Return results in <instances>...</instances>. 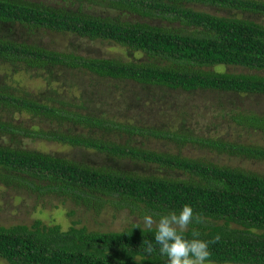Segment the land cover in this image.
Returning <instances> with one entry per match:
<instances>
[{"label": "trees", "instance_id": "16d2710c", "mask_svg": "<svg viewBox=\"0 0 264 264\" xmlns=\"http://www.w3.org/2000/svg\"><path fill=\"white\" fill-rule=\"evenodd\" d=\"M199 5L226 13L201 11ZM249 15L264 18V0H0V70L6 69L0 76V190L18 191L22 200L68 201L92 216L112 210L159 220L189 205L207 219L190 225L185 237L193 238V228L202 240L221 237L209 245L213 264H264V175L180 152L149 150L134 138L260 161L264 146L197 133L202 130L191 129L189 119L173 121L169 116L166 126L96 114L91 109L101 104L91 97L96 90L86 91L84 84L67 78L92 75L134 86L135 98H128L120 84L114 87L128 99V107L130 102H149L142 92L156 101L159 90L263 96L264 75L217 69L264 71V22ZM41 31L69 34L87 44L108 42L123 54L91 57L48 48L39 44ZM24 32L33 41L25 40L29 37ZM19 72L46 82L40 96L12 83ZM69 85L80 88L87 104L61 94ZM218 106L224 119L264 133V114L238 110L231 102ZM25 140L81 150V158L30 149ZM88 153L122 164H93ZM3 203L0 198V211ZM78 224L64 229L38 219L31 225L0 227V259L6 264H167L155 245V227L149 232L133 224L123 231L101 232ZM144 241L155 246L151 255Z\"/></svg>", "mask_w": 264, "mask_h": 264}, {"label": "rangeland", "instance_id": "374dc122", "mask_svg": "<svg viewBox=\"0 0 264 264\" xmlns=\"http://www.w3.org/2000/svg\"><path fill=\"white\" fill-rule=\"evenodd\" d=\"M198 10L212 12L213 14L224 15L226 12H216L212 7L203 5L196 6ZM250 16V17H249ZM249 18L255 19L258 22H264L263 17L249 15ZM246 17V16H245ZM8 31V30H6ZM19 32L16 31L18 36ZM22 34V33H21ZM20 34V35H21ZM24 37L27 41H33L31 35H27L24 32ZM19 35V36H20ZM39 44L48 48L56 50H74L82 55L89 54V56L97 57H113L123 54V50L108 42H96L95 44H87L86 41L77 40L75 37L69 34H62L56 32L41 31L39 34ZM220 71H227L232 74H260L264 75V71H250L246 68L239 66H223L217 67ZM5 68L0 70V76L3 77ZM75 73V72H74ZM69 82L75 84H84L86 91H94V95L100 100L101 104L96 102L91 108L96 114H105L106 116H112L113 114L118 116H124L125 118H134V120L147 121L149 124H165L169 125V119L172 117L173 121L188 120L187 125L193 129H201L202 131H195L197 133L206 134L211 137H221L229 142H240L244 144H259L264 146V133L254 132L242 129L236 126L230 120L223 118V113L218 110L221 103L228 104L231 102L233 106L238 110L254 111L257 114H264V95L263 96H228L224 95L220 97L216 93L211 92H198V93H183V92H170V91H156L158 96L156 101L152 100V97L144 94V101L140 104H134L130 102V106L125 105V99L119 94V87L114 88L116 84H120L122 91L129 98L134 97V86H127V83L123 81L110 82L109 80L101 81L97 77L92 75L86 76H68ZM63 80H59L62 83ZM92 81L98 84L97 89H92ZM17 82L21 88L40 96V93L46 88V82L39 77H36L34 73L22 74L17 73L13 75L12 83ZM68 82V83H69ZM72 85L68 86V89L61 91V94L69 96L76 100L80 97L78 90L75 86L72 89ZM121 91V93H122ZM81 98V97H80ZM86 98V97H85ZM81 98L85 104L88 99ZM125 100V101H124ZM89 105V104H88ZM92 106V105H90ZM88 106L84 108L87 109ZM89 111V110H86ZM170 116V117H169ZM172 123V122H171ZM196 126V127H195ZM135 142L140 146L155 151H170L173 153L180 152L182 155L192 159H204L205 161H211L219 165H228L231 167H238L245 169L246 171L258 173L264 175V161L260 160H247L242 158H235L226 154H212L206 151H202L200 148L191 146L178 147L173 143H167L163 140H156L153 138H134ZM24 144L30 148L39 150L45 153H56L63 155L64 157L79 160L81 158L82 151L65 148L57 143H50L41 140H25ZM86 158L93 164L101 163L107 166L119 167L121 162L102 160V156L96 155V153H88ZM127 163H130L127 161ZM128 170L133 167L127 166ZM22 194L12 189L0 190V198L4 201L2 204L3 209L0 211V227H10L18 224L31 225L35 220L41 219L45 224H60L64 229H68L74 221L78 224V227H87L90 231H123L126 228L131 227L133 224H141L142 219L134 217L127 211L115 212L108 210L99 216H92L91 214L84 213L81 209L75 208L72 203L58 202L55 199H45V201L37 202L35 199L22 200ZM22 200V201H21ZM75 211L73 216H69V212ZM155 227V226H154ZM0 264H6L4 260L0 259ZM213 264V263H212Z\"/></svg>", "mask_w": 264, "mask_h": 264}, {"label": "clouds", "instance_id": "9594fccd", "mask_svg": "<svg viewBox=\"0 0 264 264\" xmlns=\"http://www.w3.org/2000/svg\"><path fill=\"white\" fill-rule=\"evenodd\" d=\"M206 217L194 210L189 205H184L182 211L177 214L171 212L156 220L151 214L142 217V226L137 224L135 228L147 229L149 232L155 226V245L159 246V253L168 258L167 264H212L210 259L212 253L209 245L220 241L217 235L212 240L199 239L201 233L193 228L192 239H187L185 233L189 226L203 224ZM145 252L149 255L156 251L152 241H144Z\"/></svg>", "mask_w": 264, "mask_h": 264}]
</instances>
